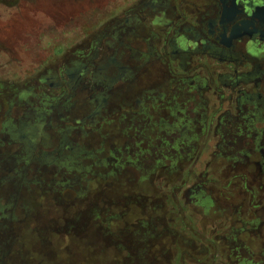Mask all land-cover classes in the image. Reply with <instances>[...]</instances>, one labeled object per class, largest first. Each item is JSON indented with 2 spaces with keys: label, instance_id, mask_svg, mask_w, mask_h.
Wrapping results in <instances>:
<instances>
[{
  "label": "flooded vegetation",
  "instance_id": "flooded-vegetation-1",
  "mask_svg": "<svg viewBox=\"0 0 264 264\" xmlns=\"http://www.w3.org/2000/svg\"><path fill=\"white\" fill-rule=\"evenodd\" d=\"M107 24L87 39V44L72 51L65 67L49 78L50 89L71 93L63 110L68 117L61 121L65 130L55 127L53 119L45 121L49 129L63 132L57 152L84 151L85 147L66 141L74 135L101 139L97 153L102 154L108 137L102 122L112 113L119 114L115 123L106 122L114 124V139L121 142L109 147L113 167L121 169L133 156L140 169L144 162H154L153 173L166 171L164 163L174 153L171 165L187 201L203 207L207 215L215 200H221L214 199L210 185L219 184L238 194L243 208L239 215L253 218L248 221L234 213L224 215V223L239 217V226L215 224L206 235L207 246L201 245V249L221 243L234 257L248 251L253 241L240 237L259 239L264 229V0H141L127 5ZM156 24L162 27L158 32L152 29ZM155 64L161 66L157 79L149 74ZM144 82L148 86L141 88ZM164 85L174 89L173 98L182 104L166 103L165 97V106L158 110L167 112L165 116L155 121L143 110L145 119L137 117L134 101L138 105L149 100L156 106L163 101L162 95L159 101L137 98ZM205 91H211L216 103L210 104L203 96ZM77 95L81 99L68 103ZM77 100L79 106L74 108ZM31 107L16 119V125L6 127V136L25 142L22 148L27 151H22L26 153L34 148L35 126L47 115ZM50 108L54 114V106ZM61 109H57L59 115ZM27 120H34L33 125L25 124ZM156 123L159 128L153 131ZM146 133L154 134V143ZM145 138L151 144L148 147H142ZM200 149L206 159H200ZM42 156L49 157L47 153ZM188 163L190 168L183 166ZM27 164L22 165L26 168ZM222 200L225 213L230 203ZM260 243L264 247V242ZM242 261L261 264L252 258Z\"/></svg>",
  "mask_w": 264,
  "mask_h": 264
},
{
  "label": "rangeland",
  "instance_id": "rangeland-1",
  "mask_svg": "<svg viewBox=\"0 0 264 264\" xmlns=\"http://www.w3.org/2000/svg\"><path fill=\"white\" fill-rule=\"evenodd\" d=\"M139 1L0 0V264H243L240 262L247 258L264 264V247L260 243L264 242V229L259 239L250 235L240 237L253 243L248 251H237L236 258L221 243L201 249V245L207 246L206 235L212 232L211 228L224 223V215L234 213L248 221L253 218L239 215L243 208L238 194L225 191L219 184L210 185L214 199L221 200H215L207 215L203 207L187 201L184 189L177 187L180 180L171 165L176 159L174 153L164 163L166 171L153 173L154 162H144L140 169L132 156L130 163L125 162L114 177L108 176L113 167L109 147L121 143L114 139L117 130L113 128L119 114L112 113L102 122L108 133L102 154L97 153L101 139L96 136L69 135L66 140L85 147L95 156L82 162L83 166L95 163L93 160L98 165L108 160L109 165L95 167L96 175L88 179V184L84 181L72 190L52 185L50 192L47 190L48 183L61 177L53 166L39 162V158L43 153L61 149L59 140L63 132L54 130L56 126L62 131L67 127L61 121L68 117L63 110L71 94L68 90L50 89L49 78L58 68L65 67L72 51L87 44L85 41L93 38L97 30L106 28L113 15ZM152 29L158 32L162 27L156 24ZM202 63L208 64V60ZM160 68L155 64L149 74L157 79ZM190 75L196 74L187 76ZM146 83L141 88L147 87ZM144 93L137 99L159 101L163 97V101L156 106L149 100L138 105L134 101L136 116L142 119L143 110L155 121L165 116L167 112H158L165 106V97L166 103L182 104L173 98L174 89H166L165 85ZM203 96L210 99L211 105L216 103L211 91L203 92ZM75 99L81 97L77 95L68 103ZM49 105L54 106V114ZM78 106L79 100L74 108ZM30 107L47 115L40 121L42 124L35 126L34 148L26 153L22 151H27L22 148L25 142L6 136V127L16 125V119ZM58 108L62 110L60 115ZM46 118L53 119L54 129L48 128ZM33 121L27 120L25 124L33 125ZM169 121L172 123V118ZM158 128L156 123L153 131ZM146 135L150 143L155 142L154 134ZM147 138L142 147L151 145ZM200 153L201 160L207 158L202 149ZM15 161L19 162L16 166L12 165ZM25 162L29 163L27 169L22 165ZM183 166L190 168L191 163ZM36 181L45 182L47 188L38 187ZM81 193H85L83 197ZM222 199L230 203L225 213ZM238 218L230 217L225 226L238 227Z\"/></svg>",
  "mask_w": 264,
  "mask_h": 264
},
{
  "label": "trees",
  "instance_id": "trees-1",
  "mask_svg": "<svg viewBox=\"0 0 264 264\" xmlns=\"http://www.w3.org/2000/svg\"><path fill=\"white\" fill-rule=\"evenodd\" d=\"M77 152H63V151H51L48 156L49 157H43L42 155L39 158V162L46 164V165H51L54 167V171L57 174H60L61 180L58 181H52L51 183H48L49 192L50 188L53 186L60 187L61 189H73L76 188L77 186H80L84 181H86V184L89 183V178L96 175V173L93 171L95 167H106L108 166V160L106 162L101 164H97L95 160H93L95 163L90 164V165H82V162L88 159H93L95 158L94 155L90 151L84 150V151H78ZM71 158L70 161L67 160V158ZM113 166V164H112ZM118 169L112 167L111 171L108 173V176L114 177V175L118 172ZM100 177H102V174L99 173ZM23 177L20 176V179ZM21 181V182H20ZM21 183L20 185H23V181L19 180ZM38 187H43L47 188V184L45 182H38L36 183ZM51 186V187H50ZM54 188V187H53ZM85 193H81L80 197H83ZM1 209V208H0Z\"/></svg>",
  "mask_w": 264,
  "mask_h": 264
}]
</instances>
